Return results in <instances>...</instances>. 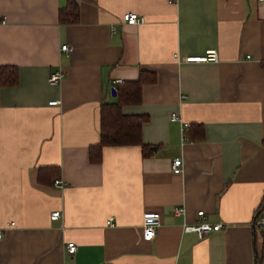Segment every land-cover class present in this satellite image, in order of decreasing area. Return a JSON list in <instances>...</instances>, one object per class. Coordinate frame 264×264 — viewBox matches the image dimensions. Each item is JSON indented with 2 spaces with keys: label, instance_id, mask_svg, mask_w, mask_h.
Returning a JSON list of instances; mask_svg holds the SVG:
<instances>
[{
  "label": "crops",
  "instance_id": "obj_1",
  "mask_svg": "<svg viewBox=\"0 0 264 264\" xmlns=\"http://www.w3.org/2000/svg\"><path fill=\"white\" fill-rule=\"evenodd\" d=\"M70 1L79 20L61 24ZM0 19V67L18 70L0 88V264H264V0H0ZM211 50L219 61L184 60ZM142 70L157 80L122 112L147 116L145 150L104 146L91 162L101 105ZM201 210L222 229L186 232ZM146 212L161 215L151 241Z\"/></svg>",
  "mask_w": 264,
  "mask_h": 264
},
{
  "label": "trees",
  "instance_id": "obj_2",
  "mask_svg": "<svg viewBox=\"0 0 264 264\" xmlns=\"http://www.w3.org/2000/svg\"><path fill=\"white\" fill-rule=\"evenodd\" d=\"M79 20V7L74 1H70L67 9L60 10L59 22L61 24H75ZM157 80L154 72L142 70L136 81H130L116 89L117 102L104 103L100 111V143L91 147L89 156L93 163L100 162L101 150L104 146H121L139 144L142 145L140 133L143 123L148 118L145 115H125L122 112L124 105L138 104L141 101L142 87L153 84ZM18 83V70L16 67H0V88L14 86ZM54 174L51 167L40 168L38 179L40 181L50 178ZM264 203L262 200L261 206ZM262 263V255H256V264Z\"/></svg>",
  "mask_w": 264,
  "mask_h": 264
},
{
  "label": "built area",
  "instance_id": "obj_3",
  "mask_svg": "<svg viewBox=\"0 0 264 264\" xmlns=\"http://www.w3.org/2000/svg\"><path fill=\"white\" fill-rule=\"evenodd\" d=\"M145 21L144 17L135 13V12H128L122 16V22L126 25H139ZM0 22L3 20L0 19ZM62 52H70L71 47L68 45L61 46ZM185 61H212L217 62L219 61L218 53L215 50L207 51L206 54L198 59L186 58ZM64 77V73L61 70L53 71L48 77V83L51 85L59 84ZM115 84L122 85L123 82L121 80H115ZM114 91V88L112 89ZM59 101H50L49 105H58ZM170 121L172 122H179L181 123V131L183 134L182 139L186 141L188 137L186 136L185 132L189 127V124L184 122L180 115L177 113H171ZM171 170L174 174H180L183 172V161L181 158L173 159L171 163ZM58 185H61V181L56 180L55 182ZM173 213L177 216L184 215L185 209L183 207H175L173 209ZM62 217L61 211H54L50 215V219L52 221L59 220ZM197 221L193 224H186L184 230L186 232H193L198 235L199 238H203L209 233L217 232L222 229L221 224H210L207 222L205 217L204 211L197 212ZM256 226L264 227V217H257L254 221ZM108 225H112L111 219L107 221ZM13 225V223H11ZM161 225V215L158 212H146L142 217V237L145 241H151L156 237L158 228ZM1 237V234H0ZM66 251L69 254H73L76 251V244L74 242H68L66 244Z\"/></svg>",
  "mask_w": 264,
  "mask_h": 264
},
{
  "label": "water",
  "instance_id": "obj_4",
  "mask_svg": "<svg viewBox=\"0 0 264 264\" xmlns=\"http://www.w3.org/2000/svg\"><path fill=\"white\" fill-rule=\"evenodd\" d=\"M113 94L115 95L114 91H113Z\"/></svg>",
  "mask_w": 264,
  "mask_h": 264
}]
</instances>
